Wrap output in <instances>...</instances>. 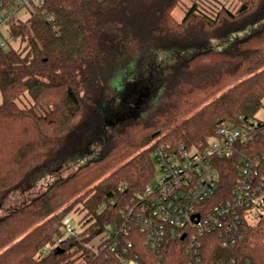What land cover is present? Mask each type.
Segmentation results:
<instances>
[{
	"label": "trees",
	"instance_id": "1",
	"mask_svg": "<svg viewBox=\"0 0 264 264\" xmlns=\"http://www.w3.org/2000/svg\"><path fill=\"white\" fill-rule=\"evenodd\" d=\"M19 1L0 0V16L11 14L0 29V202L53 167L87 160L0 218V264H120L112 239L95 240L124 227V212L155 180V149L202 148L221 125L264 109V0H236L238 12L219 0H192L182 21L174 11L183 0ZM142 57L163 59L161 101L143 118L124 120L114 87L134 82L132 64ZM25 98L31 106L22 108ZM243 151L264 153V138ZM234 161L222 163V198L209 203L228 197ZM72 211L85 213L83 229L58 243ZM204 240L208 252L264 264V219L230 250L212 235ZM128 241L143 264L189 260L180 238L160 254L138 231Z\"/></svg>",
	"mask_w": 264,
	"mask_h": 264
},
{
	"label": "built area",
	"instance_id": "2",
	"mask_svg": "<svg viewBox=\"0 0 264 264\" xmlns=\"http://www.w3.org/2000/svg\"><path fill=\"white\" fill-rule=\"evenodd\" d=\"M28 3L29 0H20L19 6ZM39 3L44 4L43 0ZM10 16H0V29ZM0 45H4L1 38ZM260 138H264V120L256 117L221 125L202 148H156L153 158L161 176L124 212V227L109 232L113 240L111 251L121 250L120 264H143L133 241L122 244V238L133 231L142 234L148 250L158 254L177 238L185 241L187 264H250L215 248L206 251L204 239L212 235L218 248L230 250L244 239L249 226L264 219V153L253 157L243 151ZM229 160H235L237 178L228 197L211 204L212 198H222L220 168ZM80 225L68 216L58 233V243L76 236Z\"/></svg>",
	"mask_w": 264,
	"mask_h": 264
},
{
	"label": "rangeland",
	"instance_id": "3",
	"mask_svg": "<svg viewBox=\"0 0 264 264\" xmlns=\"http://www.w3.org/2000/svg\"><path fill=\"white\" fill-rule=\"evenodd\" d=\"M192 0H183L180 7H178L174 11V16L178 21H182L185 16V9L191 5ZM221 5H224L232 12H238L240 9V5L236 0H219ZM211 3L214 4L213 1ZM259 24L253 26V28H248L245 31H240L238 33L233 34V39H244L247 35H250L252 29H259ZM219 42H214V44H218ZM233 47V46H232ZM231 47V48H232ZM126 57L125 62L123 63L124 67L129 65V60ZM163 59L142 57L138 60L134 61L132 64L133 76H130L134 80L132 81L126 80V84H131L114 87V89L120 90V96L117 97L118 106L115 109L116 114L120 115L121 117L135 118L136 120L143 118L147 107L155 106L161 101V85L164 81L162 77V70L159 68V62H162ZM2 102V97L0 94V103ZM20 107L24 108L26 106H31L30 99H23V101L19 102ZM145 105V107H144ZM257 117L259 119L264 120V109L261 110ZM100 149L98 148L97 151ZM95 157V156H93ZM87 158L78 159L72 158L68 160L64 165H62L61 170L58 172L56 167L48 170V175L44 178L37 179V183L29 182L26 183L22 188L15 190L5 197L0 202V218L4 217L8 214L12 209L20 206L22 203L26 202L29 199L35 198L40 193L44 192L46 188L56 182L59 179H65L67 176L71 175L75 170L79 167L77 165L83 164ZM161 176V171L158 166L155 164V179ZM85 213L80 211H72L69 214V218H71L72 222L76 225L82 224L85 220L83 219ZM81 228V229H80ZM80 230L83 229L82 225H80ZM109 237V230H107L104 234L98 237L95 240V245L100 244L102 241L107 240ZM79 261V258L76 256H72Z\"/></svg>",
	"mask_w": 264,
	"mask_h": 264
},
{
	"label": "water",
	"instance_id": "4",
	"mask_svg": "<svg viewBox=\"0 0 264 264\" xmlns=\"http://www.w3.org/2000/svg\"><path fill=\"white\" fill-rule=\"evenodd\" d=\"M198 217V216H197ZM183 238H184V236H183Z\"/></svg>",
	"mask_w": 264,
	"mask_h": 264
}]
</instances>
